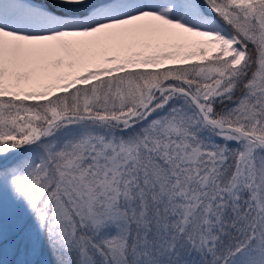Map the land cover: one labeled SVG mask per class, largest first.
I'll return each instance as SVG.
<instances>
[{"label":"snow or ice","instance_id":"6c2138e0","mask_svg":"<svg viewBox=\"0 0 264 264\" xmlns=\"http://www.w3.org/2000/svg\"><path fill=\"white\" fill-rule=\"evenodd\" d=\"M0 264H264V0H0Z\"/></svg>","mask_w":264,"mask_h":264}]
</instances>
